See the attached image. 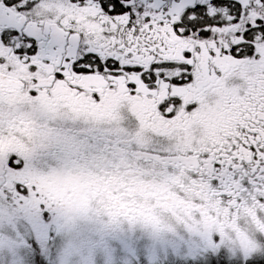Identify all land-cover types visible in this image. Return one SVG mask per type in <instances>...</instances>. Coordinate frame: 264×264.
I'll list each match as a JSON object with an SVG mask.
<instances>
[{
	"label": "snow or ice",
	"instance_id": "snow-or-ice-1",
	"mask_svg": "<svg viewBox=\"0 0 264 264\" xmlns=\"http://www.w3.org/2000/svg\"><path fill=\"white\" fill-rule=\"evenodd\" d=\"M122 192L264 212V0H0V225Z\"/></svg>",
	"mask_w": 264,
	"mask_h": 264
},
{
	"label": "flooded vegetation",
	"instance_id": "flooded-vegetation-1",
	"mask_svg": "<svg viewBox=\"0 0 264 264\" xmlns=\"http://www.w3.org/2000/svg\"><path fill=\"white\" fill-rule=\"evenodd\" d=\"M183 199L191 203L190 197L172 195L167 199L159 194H136L132 198L130 193H118L116 197H90L85 207L76 213L53 221L50 231L52 236L44 240L46 248L53 245L56 235L68 232L77 235L82 232L83 226L88 223L90 209L94 212L98 206V214L93 226H102L105 236L100 242V247L109 241H116L123 230L136 229L143 226L159 231L163 220H172L180 231L191 237L192 245L196 248L194 256L189 260H172L171 264H207V261L219 255L230 261V264H240L242 258L248 255H264V212H255L248 205H240L230 211L231 204L219 206V202L209 205L212 214H188L184 207L177 206L173 201ZM13 226L6 222L0 225V230L10 231L14 236H19L26 244H22L26 252H30L29 261L24 264H35L34 250L28 246L32 235L28 230L23 216L16 213ZM104 220V221H102ZM130 264H145L135 259L128 261ZM166 260H158L150 264H167ZM42 264H50L42 261ZM149 264V263H148Z\"/></svg>",
	"mask_w": 264,
	"mask_h": 264
},
{
	"label": "rangeland",
	"instance_id": "rangeland-1",
	"mask_svg": "<svg viewBox=\"0 0 264 264\" xmlns=\"http://www.w3.org/2000/svg\"><path fill=\"white\" fill-rule=\"evenodd\" d=\"M98 214V206L94 212L90 209L89 221L83 226L82 232L70 235L68 232L56 235L49 248L41 241L35 258L48 261L50 264H130L128 261L137 259L141 263L150 264L158 260H189L194 256L196 248L186 231H180L172 220H163L159 231L148 227L123 230L116 241L100 247L105 233L102 226H93ZM104 221V220H102ZM12 242L11 245L9 242ZM26 244L20 237L10 231L0 230V264H24L31 258L26 252Z\"/></svg>",
	"mask_w": 264,
	"mask_h": 264
}]
</instances>
